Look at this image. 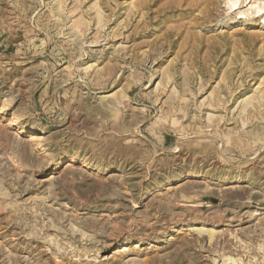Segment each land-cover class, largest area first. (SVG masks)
Listing matches in <instances>:
<instances>
[{
    "label": "rangeland",
    "instance_id": "rangeland-1",
    "mask_svg": "<svg viewBox=\"0 0 264 264\" xmlns=\"http://www.w3.org/2000/svg\"><path fill=\"white\" fill-rule=\"evenodd\" d=\"M0 264H264V0H0Z\"/></svg>",
    "mask_w": 264,
    "mask_h": 264
},
{
    "label": "bare ground",
    "instance_id": "bare-ground-1",
    "mask_svg": "<svg viewBox=\"0 0 264 264\" xmlns=\"http://www.w3.org/2000/svg\"><path fill=\"white\" fill-rule=\"evenodd\" d=\"M198 1H199V0H198ZM203 1H204V3H209V2H211L212 0H203ZM191 2H192V1H191ZM191 2H190V3H191ZM231 5L234 7L235 3H231ZM205 6H206V5H205ZM234 8H235V7H234ZM241 18H242V17H237L238 20L241 19ZM236 21H237V20H236ZM38 146H39V145H37V147H38ZM65 162H66V161H65ZM67 163L69 164L70 161H69V162H66V164H67ZM68 164H67V165H68ZM176 230H177V229H176ZM123 250H126V247H125V246H122V247H121L120 252L123 251Z\"/></svg>",
    "mask_w": 264,
    "mask_h": 264
}]
</instances>
